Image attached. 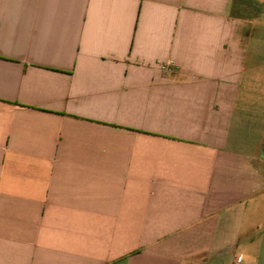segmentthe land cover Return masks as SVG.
<instances>
[{
	"label": "crops",
	"instance_id": "1",
	"mask_svg": "<svg viewBox=\"0 0 264 264\" xmlns=\"http://www.w3.org/2000/svg\"><path fill=\"white\" fill-rule=\"evenodd\" d=\"M257 24L264 0H0V264H264Z\"/></svg>",
	"mask_w": 264,
	"mask_h": 264
},
{
	"label": "rangeland",
	"instance_id": "2",
	"mask_svg": "<svg viewBox=\"0 0 264 264\" xmlns=\"http://www.w3.org/2000/svg\"><path fill=\"white\" fill-rule=\"evenodd\" d=\"M259 11L258 9H256ZM263 13L259 15L261 17ZM258 22L262 18H258ZM237 107L241 112L264 115V26L257 24L252 29L247 44L246 60L238 94Z\"/></svg>",
	"mask_w": 264,
	"mask_h": 264
},
{
	"label": "built area",
	"instance_id": "3",
	"mask_svg": "<svg viewBox=\"0 0 264 264\" xmlns=\"http://www.w3.org/2000/svg\"><path fill=\"white\" fill-rule=\"evenodd\" d=\"M169 65H171V63H170V64H168V67H169Z\"/></svg>",
	"mask_w": 264,
	"mask_h": 264
}]
</instances>
